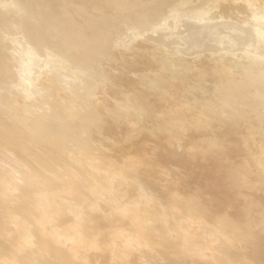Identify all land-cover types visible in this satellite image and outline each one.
<instances>
[{"label":"bare ground","instance_id":"6f19581e","mask_svg":"<svg viewBox=\"0 0 264 264\" xmlns=\"http://www.w3.org/2000/svg\"><path fill=\"white\" fill-rule=\"evenodd\" d=\"M0 264H264V0H0Z\"/></svg>","mask_w":264,"mask_h":264},{"label":"rangeland","instance_id":"374dc122","mask_svg":"<svg viewBox=\"0 0 264 264\" xmlns=\"http://www.w3.org/2000/svg\"><path fill=\"white\" fill-rule=\"evenodd\" d=\"M124 26H126V24L123 23Z\"/></svg>","mask_w":264,"mask_h":264}]
</instances>
